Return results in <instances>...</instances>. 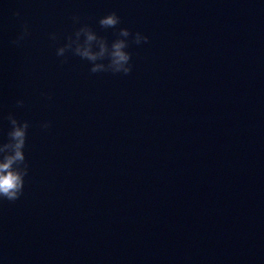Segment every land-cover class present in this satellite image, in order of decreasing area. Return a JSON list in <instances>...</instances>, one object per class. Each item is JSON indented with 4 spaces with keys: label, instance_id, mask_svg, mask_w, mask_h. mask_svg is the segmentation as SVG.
Here are the masks:
<instances>
[{
    "label": "water",
    "instance_id": "obj_1",
    "mask_svg": "<svg viewBox=\"0 0 264 264\" xmlns=\"http://www.w3.org/2000/svg\"><path fill=\"white\" fill-rule=\"evenodd\" d=\"M111 10L149 37L129 73L56 56ZM8 111L29 172L0 264H264V0H0V135Z\"/></svg>",
    "mask_w": 264,
    "mask_h": 264
},
{
    "label": "clouds",
    "instance_id": "obj_2",
    "mask_svg": "<svg viewBox=\"0 0 264 264\" xmlns=\"http://www.w3.org/2000/svg\"><path fill=\"white\" fill-rule=\"evenodd\" d=\"M14 15H19V12ZM71 19L75 27L64 35L62 43L57 44L55 54L66 60V53L70 51L86 59L91 72L129 73L132 70L130 40L139 44L149 39L142 31L132 32L129 27L121 25V17L115 10L107 11L98 18L99 25L111 28L115 34L111 40L98 33L91 24L81 22L78 14L73 13ZM28 32L29 27L25 22L14 42L19 43ZM48 36L52 41L59 38L55 31L49 32ZM41 94L50 95L43 90ZM16 104H24L23 98H17ZM4 118L8 121V127L0 135V200L12 201L21 196L29 172L26 145L30 121L18 117L13 111L4 114ZM50 125V120L40 122L41 128L47 129Z\"/></svg>",
    "mask_w": 264,
    "mask_h": 264
}]
</instances>
